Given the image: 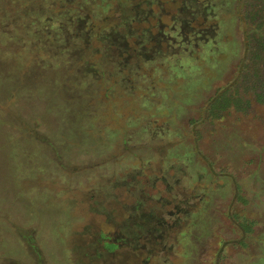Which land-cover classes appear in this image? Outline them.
<instances>
[{
	"label": "rangeland",
	"instance_id": "1",
	"mask_svg": "<svg viewBox=\"0 0 264 264\" xmlns=\"http://www.w3.org/2000/svg\"><path fill=\"white\" fill-rule=\"evenodd\" d=\"M4 1L0 264H264V0Z\"/></svg>",
	"mask_w": 264,
	"mask_h": 264
},
{
	"label": "trees",
	"instance_id": "2",
	"mask_svg": "<svg viewBox=\"0 0 264 264\" xmlns=\"http://www.w3.org/2000/svg\"><path fill=\"white\" fill-rule=\"evenodd\" d=\"M14 1V3L15 4H17V3H19L18 5H20V9H18L17 8V5H16V7H15V11L13 10H10V9H6V12H5V14H4V19H7V22L9 21H12L13 20V18H15V20H17V18H19V16H20V13H23V9H22V7H21V2L22 3H24L25 4V10H27V9H29V6H28V4L27 3H29V2H27L26 0L24 1H21V0H13ZM3 2H5L4 0H0V14L2 15V13H4V10L3 11H1L2 9H4V6H3ZM119 4H120V7H123V8H127V6H129V5H126V3H121V2H118ZM30 4V3H29ZM138 6V5H137ZM132 5H131V9H132ZM80 10V9H79ZM124 11V10H123ZM36 13V12H35ZM137 14H138V11L136 10V8H133L132 10H131V12L129 13V11L127 12V13H121V15H122V17H124V26L126 25V22H134V21H140V14L138 15V17H136L137 16ZM34 18V20H33V24H35L36 22H38V23H40V22H43V25H42V28H41V30L39 29V28H35V27H33L32 26V30H34V33H31V34H41V35H46V36H48L47 37V40L49 41L50 40V38L51 37H55V28L53 29V27H52V25H50L49 26V23L45 20V19H40V22L38 21V16H34L33 17ZM12 19V20H11ZM5 22V21H4ZM45 23H48V26H46V27H48V28H46L45 30H43V26H44V24ZM84 20L83 19H81V18H79V19H77V23H76V25H78L79 26V29H80V27H81V25H82V27H84ZM29 25H30V23H27L26 25H25V27H22L21 28V30L24 28L25 29V31L29 28ZM24 26V25H23ZM70 26H73V24H70ZM87 28L84 30V31H82L81 33H80V36L81 37H84V38H88V37H90V27H88V25L86 26ZM115 27H116V25H115ZM115 27H113L112 26V33L111 32H109L108 34H106V35H101V40L102 41H106V40H110L112 37H113V34L114 35H116V34H118L117 32L118 31H114L113 29H115ZM8 27H7V24H6V22H5V25H1L0 26V33H5V34H7L8 33ZM13 30H15V33H17V34H19V29L18 28H16V25H15V28H13ZM36 31V32H35ZM27 32H29V30H27ZM115 32V33H114ZM30 33V32H29ZM135 33V32H134ZM146 33V34H145ZM76 35H77V33H75ZM30 35V34H29ZM74 35V34H73ZM76 35L74 36V38L76 37ZM136 37H139V35H135ZM144 36L146 37V39H144V37H141L140 38V40L142 41V44H143V46H145L147 43H150L151 42V40L154 38V35H151L150 34V32H149V34H147V32L145 31L144 32ZM263 36H264V34H263ZM72 37V36H71ZM75 39H78V38H75ZM261 39H264V37H261ZM47 41V42H48ZM77 41V40H76ZM55 42V40H53V43ZM76 45H78V44H76ZM76 50H79L78 49V47L76 48ZM263 51H264V49H263ZM253 58L254 59H256V60H259L260 58H261V54L260 53H257L256 55H254L253 56ZM243 67H244V59L241 61V63H240V65H239V67H238V72L240 73V72H242L243 70ZM257 76H259L258 74H256ZM257 79L259 78V77H256ZM245 79H248V77H246ZM256 79V83H255V87L253 86V87H251L250 89L252 90L253 88L254 89H256V90H258L259 88H260V84H261V80H260V78L257 80ZM253 89V90H254ZM224 97V96H223ZM223 99V98H222ZM221 98H218L215 102H216V105L218 106V104H221V100H222ZM226 100V99H225ZM215 105V106H216ZM214 106V107H215Z\"/></svg>",
	"mask_w": 264,
	"mask_h": 264
}]
</instances>
